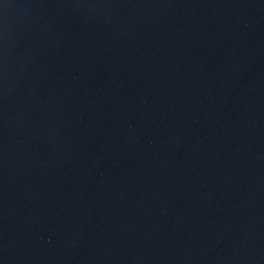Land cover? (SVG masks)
Returning <instances> with one entry per match:
<instances>
[{"label":"water","instance_id":"1","mask_svg":"<svg viewBox=\"0 0 264 264\" xmlns=\"http://www.w3.org/2000/svg\"><path fill=\"white\" fill-rule=\"evenodd\" d=\"M0 264H264V0H0Z\"/></svg>","mask_w":264,"mask_h":264}]
</instances>
